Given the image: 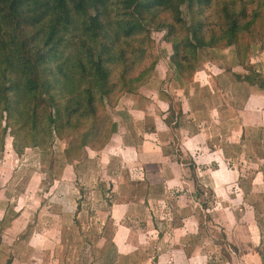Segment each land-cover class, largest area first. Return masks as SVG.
<instances>
[{
    "label": "rangeland",
    "instance_id": "374dc122",
    "mask_svg": "<svg viewBox=\"0 0 264 264\" xmlns=\"http://www.w3.org/2000/svg\"><path fill=\"white\" fill-rule=\"evenodd\" d=\"M122 5L107 19L136 18ZM146 16L140 37L121 41L126 56L88 84L69 74L44 88L87 53L63 31L46 44L37 28L50 21L18 31L16 57L0 53V96L24 98L14 115L0 105V264H264V111L243 109L251 85L264 93V0H185ZM8 56L50 64L29 90ZM217 74L245 84L228 87L238 101Z\"/></svg>",
    "mask_w": 264,
    "mask_h": 264
},
{
    "label": "trees",
    "instance_id": "16d2710c",
    "mask_svg": "<svg viewBox=\"0 0 264 264\" xmlns=\"http://www.w3.org/2000/svg\"><path fill=\"white\" fill-rule=\"evenodd\" d=\"M117 2L122 3V7L132 8L134 14H137L135 19H130V13L123 12L124 15L119 16L113 21L106 16H109V5ZM185 0H0V53L7 47H15L13 56L16 57L18 52L24 50L26 45L18 38V31L25 29V25L33 21L34 24L42 23L44 21H50L49 26L40 27L45 31L46 44L49 46L54 45L55 40L58 38V33H71V43L78 40V43H83L86 48V55L83 53H77L75 60L71 57L69 59V68L60 67L59 77L53 81L49 79L44 83L46 91L55 90V84L63 82L65 77L69 74L82 75L84 82L89 83V77L94 72L103 73L107 77L110 67L117 64L120 55L126 56V49L121 46V41L126 38L140 37L143 33V27L139 18L145 17L146 14L156 12H170L172 15L177 13L179 5ZM214 0H191L193 9L198 5L202 10L207 6L212 5ZM8 9L4 14V9ZM80 18V25H77L74 16ZM8 19L15 22V25L11 28H6ZM145 20V19H144ZM204 24V23H203ZM14 29V33H10V30ZM36 29V30H37ZM227 29V28H226ZM30 31V29H28ZM198 30H193L195 36L198 35ZM240 31V30H239ZM226 32L237 33L238 27L233 26L226 30ZM78 37V39L76 38ZM104 39H107L103 44V49L100 50V43ZM197 43H202L201 38H197ZM192 44V43H190ZM196 47V45H194ZM176 54L175 63L180 74L189 66L187 60L188 54H180L178 46H175ZM54 52V51H53ZM58 55L55 51L54 54ZM96 54H100V58L95 60ZM48 56V55H47ZM8 61H11L12 68H18V72L22 77L21 84H26L29 90H33L38 86L37 78L33 73L40 72L42 66L49 65L50 63L43 62L42 57L34 62L28 61L26 67L24 62L16 64L20 60L7 57ZM50 60V59H49ZM135 64H133V69ZM2 68V72H3ZM130 70V69H129ZM4 73H2V76ZM6 76V75H5ZM96 77L93 76V80ZM1 81V79H0ZM14 90L8 96H0V105L6 104L8 110H11V114L20 112L19 107L24 102L23 96L20 98V91ZM63 92V90H61ZM87 92H92V87H87ZM64 93V92H63ZM60 90L53 96V99L60 98ZM90 99V96H89Z\"/></svg>",
    "mask_w": 264,
    "mask_h": 264
},
{
    "label": "crops",
    "instance_id": "0c3cea01",
    "mask_svg": "<svg viewBox=\"0 0 264 264\" xmlns=\"http://www.w3.org/2000/svg\"><path fill=\"white\" fill-rule=\"evenodd\" d=\"M217 75H218V80L217 81H218V84L220 85V86H218L219 89L221 91H225V93H227V94H230L228 96L232 97L234 95L237 98V101H238V98L241 97V93L237 94V93H235L233 91L232 92H228L227 91L229 89L228 87L235 88V89L238 88L239 92H241L244 89V87H245L244 85L245 84L242 83V82H238V80L235 78V76L233 74L231 76H229V78L227 76L223 75V74H221V75L217 74ZM204 82L205 81H203V84L204 85L207 84L208 89H211L214 92V86L217 87L215 80L214 79H209L207 83H204ZM225 83H228V86L226 88H225ZM258 85L260 87L264 88V85H262V84H258ZM238 86H241V87H238ZM255 86L251 85V87H250L251 90L248 93V99H246L245 104H244L246 106L243 109H248V110L256 109L257 111L259 109H261L262 111H264V93L258 91ZM223 98H224V94H223ZM224 100H226V99L224 98ZM262 101H263V103H262ZM258 116H259V118L261 120V115L259 113H256V119L258 118ZM240 123H241L240 124V128H241L242 132H244V128L246 127L245 122L240 120Z\"/></svg>",
    "mask_w": 264,
    "mask_h": 264
}]
</instances>
